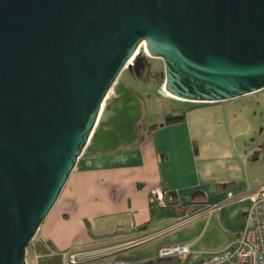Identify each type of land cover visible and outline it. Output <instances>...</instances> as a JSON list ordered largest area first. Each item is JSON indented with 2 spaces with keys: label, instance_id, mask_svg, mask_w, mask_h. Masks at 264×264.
Returning <instances> with one entry per match:
<instances>
[{
  "label": "water",
  "instance_id": "95a60500",
  "mask_svg": "<svg viewBox=\"0 0 264 264\" xmlns=\"http://www.w3.org/2000/svg\"><path fill=\"white\" fill-rule=\"evenodd\" d=\"M142 44L177 98L264 88V0H0V264H28L85 149L138 138L142 102L123 81L98 119Z\"/></svg>",
  "mask_w": 264,
  "mask_h": 264
},
{
  "label": "crops",
  "instance_id": "0c3cea01",
  "mask_svg": "<svg viewBox=\"0 0 264 264\" xmlns=\"http://www.w3.org/2000/svg\"><path fill=\"white\" fill-rule=\"evenodd\" d=\"M199 102L202 104L192 107L181 121L158 123L153 128L150 126L156 122L148 123L131 144L123 143L107 152L85 149L38 229V241L50 242L54 253H61L53 264H69L67 255L71 252L111 246L134 237L122 242L128 243L139 239L135 238L138 234L158 231L176 216L164 207L152 218L150 196L155 188L176 190L180 202L196 205L195 212L200 211L197 216L207 214L203 210L207 205L219 204L207 219V229L216 220L225 234L223 243L214 250L236 240L250 201L229 199L264 184V169L249 163L252 157L257 161L261 153L255 154L256 140L248 141L251 127L241 145L234 146L230 136L224 143L218 141L216 123L205 114L214 111L218 101ZM260 140L264 146L263 132ZM223 183L227 185L218 188ZM144 223L147 227L137 230ZM34 252L37 264H41L35 247ZM201 254L196 253L194 260Z\"/></svg>",
  "mask_w": 264,
  "mask_h": 264
},
{
  "label": "rangeland",
  "instance_id": "374dc122",
  "mask_svg": "<svg viewBox=\"0 0 264 264\" xmlns=\"http://www.w3.org/2000/svg\"><path fill=\"white\" fill-rule=\"evenodd\" d=\"M139 57H143L146 60V64L145 67L140 68V72L137 73L135 63ZM120 81H123L129 88H131L142 102L143 115L137 123V128L141 130V133H143V130H145L148 123H161L168 115L182 112L187 113L192 107L202 104L199 101L177 98L166 92L164 89V60L161 57L148 55L145 46L141 45L138 53L133 59V64L122 71L117 83L108 94L99 121L105 119L110 113L108 105L116 100L117 85ZM216 103V109L211 112L205 111V114L216 123L215 131L217 132L218 141L221 139L224 143V141L230 136L232 137L233 145H241L246 141V129L251 127V136L248 141L253 143L256 140L258 146L261 148L264 147L262 143H260L261 133H264V88L250 94L233 98L232 100L218 101ZM204 107L212 108L211 106ZM239 131L242 133H238ZM219 133H222L225 136L223 135L220 137ZM258 146L255 150V154L257 152L261 153L259 159L256 161L252 157V159L249 160V163L251 166H257L258 169H264V150L260 149ZM185 212H187V209ZM210 214L211 213H207L206 215H203L204 217L200 215L190 220H184L186 218H184L183 215L170 218L160 226L162 229L158 228V231L153 233L154 236L152 238L119 249L103 259L92 262L99 264L113 257H119L121 259L130 257L133 259L131 261L139 263L142 262V260L156 256L159 248L163 247L162 245L166 246L187 242L194 243L191 247L192 252L188 255H180V262L184 261L187 257L190 258V261H193L195 258L194 255L198 252H203L201 256H206L212 252L216 246L223 243L225 238V234L222 232L216 220L212 221L209 229H207V219ZM149 232L150 231L143 233V235H137L135 238L139 239L135 240H142L144 236L149 235ZM39 236L40 231L37 230L32 242L27 247L28 264H37V257L33 245L39 239ZM115 244L122 245V242L119 244L114 243L111 246L105 245L106 247L103 245V247L109 248ZM100 247L103 248L102 246ZM180 262H178V264H181Z\"/></svg>",
  "mask_w": 264,
  "mask_h": 264
},
{
  "label": "built area",
  "instance_id": "2783aa9c",
  "mask_svg": "<svg viewBox=\"0 0 264 264\" xmlns=\"http://www.w3.org/2000/svg\"><path fill=\"white\" fill-rule=\"evenodd\" d=\"M138 50L136 51L134 57L130 60V64H133V59L138 53ZM103 109L104 105L102 107V111ZM244 199H249L250 204L244 215V225L240 229L236 240L223 249L212 251L206 256H200L199 259L202 260L199 264H264V184L233 195L229 199V201ZM168 200L169 198L167 197L166 189L155 188L152 190L150 196V203L153 204L155 207H167ZM219 207V204L207 205L205 208H203V210L207 213H212L215 209ZM199 212L200 211H198L197 213L194 212L193 214L186 213L184 215V218L186 219L184 220H190L196 217ZM153 236V233H150L149 235L144 236L142 241L148 240ZM137 242L138 240H133L131 242L124 243L122 245H117L115 247H103L84 252H71L67 255V259L69 264H83V262L84 264H95L92 261L103 259L106 256L111 255L113 252L121 248H126L129 245ZM193 244L194 243H178L173 245H166L159 248L157 255L161 257L174 255H188L192 252L191 247ZM99 264H141V262L138 263L127 259H121L119 257H113ZM172 264H178V262H174ZM194 264L197 263L195 262Z\"/></svg>",
  "mask_w": 264,
  "mask_h": 264
},
{
  "label": "trees",
  "instance_id": "16d2710c",
  "mask_svg": "<svg viewBox=\"0 0 264 264\" xmlns=\"http://www.w3.org/2000/svg\"><path fill=\"white\" fill-rule=\"evenodd\" d=\"M185 117V112L182 113H178V114H172V115H168L164 121H162L160 124H165V123H173V122H178L183 120ZM158 123H153L150 128H153L154 126H157ZM227 183H223L218 185V188H221V186H226ZM167 197L169 198L168 200V205L167 207L173 212V214L175 216H180V215H185L186 213L189 214H193L195 212V209L197 208L195 204H192V202H180L178 195H177V191L176 190H167ZM151 213H152V218L155 217V215L159 214V209L162 208H157L155 207L153 204H151ZM188 207H192V208H188ZM187 209V212H185V210ZM189 209V211H188ZM185 212V213H184ZM151 218V219H152ZM147 227V223H144L142 225H140L137 230H143ZM139 235V234H138ZM134 237H127L126 239H120V241L118 242H124L130 239H133ZM117 242V243H118ZM34 247L36 248L37 251H39L40 256L42 257V263L41 264H53L55 262L54 258L56 257L58 259V256L61 257V253H54V248L51 246L50 242H42V241H36L34 243ZM58 254V255H57ZM180 255H174V256H166V257H161L159 255L150 257L148 259L142 260L141 264H172L174 262H178ZM49 257H53V259L49 258ZM59 257V258H60ZM124 259H130L133 260L130 257H126ZM190 258L187 257L184 259V261L180 262L181 264H194L196 261H190Z\"/></svg>",
  "mask_w": 264,
  "mask_h": 264
},
{
  "label": "bare ground",
  "instance_id": "6f19581e",
  "mask_svg": "<svg viewBox=\"0 0 264 264\" xmlns=\"http://www.w3.org/2000/svg\"><path fill=\"white\" fill-rule=\"evenodd\" d=\"M143 45V44H142ZM165 89V88H164ZM166 92H168L166 89H165ZM169 93V92H168Z\"/></svg>",
  "mask_w": 264,
  "mask_h": 264
},
{
  "label": "flooded vegetation",
  "instance_id": "af4514ba",
  "mask_svg": "<svg viewBox=\"0 0 264 264\" xmlns=\"http://www.w3.org/2000/svg\"><path fill=\"white\" fill-rule=\"evenodd\" d=\"M145 63H146V60H145Z\"/></svg>",
  "mask_w": 264,
  "mask_h": 264
}]
</instances>
